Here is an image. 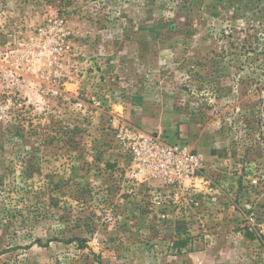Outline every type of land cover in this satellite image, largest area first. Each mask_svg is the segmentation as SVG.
I'll return each mask as SVG.
<instances>
[{"label": "rangeland", "instance_id": "rangeland-1", "mask_svg": "<svg viewBox=\"0 0 264 264\" xmlns=\"http://www.w3.org/2000/svg\"><path fill=\"white\" fill-rule=\"evenodd\" d=\"M250 1L0 0V264H264V19ZM127 125L166 143L174 126L200 155L194 205L163 218L154 193L170 189L127 173ZM223 214L220 236L204 232Z\"/></svg>", "mask_w": 264, "mask_h": 264}, {"label": "built area", "instance_id": "built-area-1", "mask_svg": "<svg viewBox=\"0 0 264 264\" xmlns=\"http://www.w3.org/2000/svg\"><path fill=\"white\" fill-rule=\"evenodd\" d=\"M115 138L120 149L133 161V168L127 173L141 185L150 179L160 180L168 192L156 191L153 204L164 211L163 218L168 219L173 207L178 213L186 205L196 203V195L188 191V181L191 184L202 182L200 174L204 173L205 163L200 155L186 144H168L159 137L138 135L131 126L117 129ZM252 184H258L254 179Z\"/></svg>", "mask_w": 264, "mask_h": 264}, {"label": "crops", "instance_id": "crops-1", "mask_svg": "<svg viewBox=\"0 0 264 264\" xmlns=\"http://www.w3.org/2000/svg\"><path fill=\"white\" fill-rule=\"evenodd\" d=\"M71 85L74 86V87L77 86V84H71ZM96 86H98V83H96ZM76 88H77V87H76ZM97 97L99 98V95H95V94H94L93 99H94V98H97ZM117 108H118V107H117ZM162 111H163V113L160 115V117H161L162 119H164V118H168V117H169V118L172 117V116H171L172 114H170L169 110H168V111H166V110H162ZM121 112H122V110H121ZM111 114H112V113H111ZM114 117H115V124H117V125H116L117 127H118L120 124H124V123H125V121L122 119V118H124V117L122 116V113H119V114H117V116L115 115ZM116 117L119 118V121H117ZM116 122H117V123H116ZM159 126H160V125H159ZM163 128H164V129H163ZM174 130H175L174 126H170V125H166V126H164V127H161V128L159 129V132L161 133L160 137L162 136V137L164 138L163 140H167L168 143H170V144H176V143H179V141L176 140V139L173 137L174 132H175ZM148 133H149V132H148ZM163 134H165V135H169L170 138L166 139V136H164ZM188 140H189V139H188ZM126 159H127V158H126ZM227 212H228V211H227ZM225 214H226V213H225ZM225 214L220 215L218 220H217V218H216V219L214 218V220L211 221V222L205 220V225L202 226V227H205L204 232H206L207 229H210V232H215L217 236H220V234H218V232L221 231L223 228H225L224 226H226L225 223H224V226L222 225V218H223V216H225ZM186 216H187V217H186V220L189 221V213H186ZM229 222H230L229 219L226 220V223H229ZM233 224H236V223L233 222ZM207 226H208V228H207ZM187 227L189 228L188 231L191 232L192 235H194V234H195L194 229H196V227H191L190 224H188ZM230 228H231V227H230ZM200 232H201V231H200ZM191 233H190V234H191ZM190 234H188V236H189V238H190V242L193 243V244H197V239L195 238V239L192 240ZM205 237L208 238L209 236H205ZM199 239H201V238H199ZM188 241H189V240H188ZM191 243H190V245H192ZM176 244H177V243H176ZM176 244H175V245H176Z\"/></svg>", "mask_w": 264, "mask_h": 264}, {"label": "trees", "instance_id": "trees-1", "mask_svg": "<svg viewBox=\"0 0 264 264\" xmlns=\"http://www.w3.org/2000/svg\"><path fill=\"white\" fill-rule=\"evenodd\" d=\"M92 1H95V0H92ZM250 4L252 6L253 18H256L257 21L259 22L263 20L264 19V2H262L261 0H251Z\"/></svg>", "mask_w": 264, "mask_h": 264}]
</instances>
